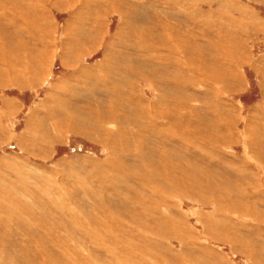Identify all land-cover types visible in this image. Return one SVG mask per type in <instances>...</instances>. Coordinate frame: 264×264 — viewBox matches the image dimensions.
Returning a JSON list of instances; mask_svg holds the SVG:
<instances>
[{
    "label": "rangeland",
    "instance_id": "obj_1",
    "mask_svg": "<svg viewBox=\"0 0 264 264\" xmlns=\"http://www.w3.org/2000/svg\"><path fill=\"white\" fill-rule=\"evenodd\" d=\"M83 22L84 26H82ZM209 23L214 26H210ZM28 30H31L32 34ZM113 37L116 39L113 40ZM263 40L264 0H0V44L6 48L4 50L1 48L0 57L3 61L5 59L9 66H11L10 61L17 62L16 66L22 71L23 79L10 81L11 79L5 78L6 84H0V169L2 170H0L2 174H0V191L2 190L0 192L2 200H0V252L3 251L0 262L2 264H54L55 261L56 264H264ZM8 42H13L12 44L15 45L12 48L14 51L17 50L18 59L11 58ZM107 47L111 48L107 49ZM224 56L229 59L226 60ZM220 60L225 64H222ZM113 66L117 73L115 72L112 76L108 74L107 68ZM32 67L39 69L29 73ZM35 72L38 74L36 75ZM32 75L36 76L34 81L31 80ZM167 76L168 79H165ZM82 79L84 83L81 82ZM31 81L33 84L30 86ZM74 86L80 90L93 86L99 98L91 95L88 97L89 94H87L88 99L85 103L75 102L72 100ZM108 92L110 94H107ZM63 93L65 95H59ZM53 95L65 101L70 98L69 100L74 103L72 107L78 105L76 108L80 111H83L86 105V107L90 105L95 108L98 103L105 101L104 103H107L105 113L101 114L106 115L110 123H103V119L99 118L97 121H100L101 125L97 126V129L101 133L84 136V131L87 129L85 120L72 119L73 124L69 121L70 118L67 119L68 113H75L73 110L62 112L63 116L61 113L58 117L54 115V120L48 116L52 114L49 109L45 112L46 115H40L37 110L41 109L42 104H55ZM110 100L114 102V105ZM123 102L128 103L126 106L133 111H130L131 114L128 115L126 110L116 114L114 109L112 110V108L116 109L117 104L123 108L122 106H125ZM184 107L185 110L187 109L186 112ZM84 111L87 112L89 109L86 108ZM36 114L38 115L35 116ZM119 114L123 118L118 116ZM134 118H137L138 122H134ZM201 118L204 119L201 120ZM29 120H31L30 123H28ZM32 120L35 122V127L42 126L35 138L29 137L27 132L31 128ZM77 121V125L82 127L75 126V130L74 125ZM158 121H161L163 125ZM117 123L122 124L123 135L109 133L106 128H119ZM147 124L149 127L146 126ZM166 126L169 127L168 129L171 128L170 131ZM72 128L74 131L71 130ZM45 129L43 133L41 130ZM58 130H63L67 134L61 138L58 136ZM124 137L127 139L125 140ZM102 143H105L104 146ZM28 144L31 146L29 147ZM106 144L108 147L105 146ZM111 146L112 149L115 147V150L120 147L118 151L123 153L120 152L121 154L116 156L110 155ZM109 161L110 163H107ZM19 170H21L20 173ZM25 174L29 175L25 176ZM3 191H5L4 194ZM17 197L20 199L17 200ZM37 203L45 208L42 209ZM22 206L26 213L30 214L32 210L36 217L34 213H31V216L26 214ZM121 211L122 214H120ZM18 213L21 217L24 216V219L19 218ZM59 222H61L60 225H58ZM65 222L66 224H62ZM52 226L58 228L54 229ZM28 229H31L30 232ZM57 230L60 232L58 233ZM29 233H32L30 238H28ZM152 235L158 237L154 238ZM68 240L73 245L69 244ZM83 244L84 246L81 247ZM62 247L66 251H63ZM39 249H42L43 254ZM20 252L23 254L26 252L27 255L25 253L24 256ZM65 252L69 253L67 257ZM72 253H74L73 256ZM80 256H83L82 259ZM51 260H54V263Z\"/></svg>",
    "mask_w": 264,
    "mask_h": 264
},
{
    "label": "bare ground",
    "instance_id": "obj_2",
    "mask_svg": "<svg viewBox=\"0 0 264 264\" xmlns=\"http://www.w3.org/2000/svg\"><path fill=\"white\" fill-rule=\"evenodd\" d=\"M17 1H21V0H17ZM71 1H73V0H71ZM102 1V0H101ZM107 1V0H106ZM117 1V0H116ZM120 1V0H119ZM104 2V1H103ZM114 2V1H113ZM58 3V2H57ZM71 3V2H70ZM77 3V2H76ZM95 3V2H94ZM108 3H109V1H108ZM145 3V2H144ZM62 4H63V2H62ZM93 5V4H92ZM113 5H114V3H113ZM115 6V5H114ZM28 7V6H27ZM59 7H60V5H59ZM120 7H122V6H120ZM133 7V6H132ZM30 8H32V7H30ZM155 8V7H154ZM70 9V8H69ZM119 9V8H118ZM123 9V8H122ZM236 9V8H235ZM62 10V9H61ZM92 10V9H91ZM94 10V9H93ZM126 11V10H125ZM245 12V11H244ZM158 13V12H157ZM91 14V13H90ZM249 14V13H248ZM77 16V15H76ZM79 16V15H78ZM82 16V15H81ZM159 16V15H158ZM234 16V15H233ZM232 16V17H233ZM85 17V16H84ZM220 17V16H219ZM230 17V16H229ZM100 18V17H99ZM126 18V17H125ZM225 18V17H224ZM29 19V18H28ZM96 19V18H95ZM134 20H135V18H133ZM140 19H142V18H140ZM139 19V20H140ZM148 19V18H147ZM146 19V20H147ZM176 19H178V18H176ZM227 19V18H226ZM234 19V18H233ZM137 20V19H136ZM179 20V19H178ZM221 20V19H220ZM250 20V19H249ZM30 21V20H29ZM31 21H35V20H31ZM91 21V20H90ZM100 22H101V20H99ZM133 21V20H132ZM152 21V20H151ZM222 21V20H221ZM224 22H225V20H223ZM240 21V20H239ZM253 21V20H252ZM71 22V21H70ZM76 22H77V20H76ZM82 22V21H81ZM92 22V21H91ZM95 22V21H94ZM228 22V21H227ZM241 22V21H240ZM250 22V21H249ZM130 23V22H129ZM186 23V22H185ZM79 24V23H78ZM210 24V23H209ZM228 24V23H227ZM100 25V24H99ZM213 25V24H212ZM211 24H210V26H212ZM72 26V25H71ZM82 26H84V22H83V25ZM102 26V25H101ZM143 26H144V24H143ZM187 26V25H186ZM214 26V25H213ZM247 26V25H246ZM218 27V26H217ZM221 27V26H220ZM67 28H69V27H67ZM75 29H76V27H74ZM84 28V27H83ZM98 28V27H97ZM236 28H238V27H236ZM49 29V28H48ZM74 29V30H75ZM87 29V28H86ZM253 29V28H252ZM26 30V29H25ZM82 30V29H81ZM88 30V29H87ZM214 30V29H213ZM222 30V29H221ZM238 30V29H237ZM242 30V29H241ZM261 30V29H260ZM18 31L20 32V29H18ZM70 31V30H69ZM84 31V30H83ZM145 31V30H144ZM243 31V30H242ZM250 31V30H249ZM28 32H30V34H32L31 33V30H28ZM39 33V32H38ZM149 33V32H148ZM223 33V32H222ZM70 34H72V33H70ZM91 34V33H90ZM97 35H99L98 33H96ZM96 34H95V36H96ZM100 34H102V33H100ZM172 34V33H171ZM218 34V33H217ZM220 34V33H219ZM226 34V33H225ZM229 34V33H228ZM228 34H226V35H228ZM236 34H237V32H236ZM252 34V33H251ZM75 35V34H74ZM86 35V34H85ZM118 35V34H117ZM156 35V34H155ZM223 35V34H222ZM67 36V35H66ZM77 36V35H76ZM157 36V35H156ZM231 36V35H230ZM233 36V35H232ZM81 37V36H80ZM85 38H86V36H84ZM89 37H91V36H89ZM94 37V36H93ZM44 38V37H43ZM76 38H78V36L76 37ZM115 37H113V40H115L114 39ZM81 39V38H80ZM95 39V38H94ZM157 39V38H156ZM192 39V38H191ZM71 40V39H70ZM86 40V39H85ZM96 40H97V38H96ZM17 41V40H16ZM19 41V40H18ZM22 41V40H21ZM74 41V40H73ZM246 41V40H245ZM264 41V40H263ZM51 42V41H50ZM75 42V41H74ZM78 42H79V40H78ZM84 42V41H83ZM92 42V41H91ZM122 42V41H121ZM157 42V41H156ZM13 42H8V47H9V53H10V55H11V58L13 59V60H16V59H18V54H17V50H13V48H12V46H15V45H13L12 44ZM70 43H72V42H70ZM86 43H87V41H86ZM99 43V42H98ZM112 43V42H111ZM155 43V42H154ZM160 43V42H159ZM217 43V42H216ZM230 43H232V42H230ZM14 44H16V43H14ZM76 44V43H75ZM78 44V43H77ZM76 44V45H77ZM186 44V43H185ZM198 44V43H197ZM227 44V43H226ZM245 44V43H244ZM17 45H18V42H17ZM16 45V46H17ZM79 45V44H78ZM82 45V44H81ZM80 45V46H81ZM90 45H92V43L90 44ZM94 45V44H93ZM110 45V44H109ZM119 45V44H118ZM155 45V44H154ZM187 45V44H186ZM239 45H241V44H239ZM246 45V44H245ZM21 46V45H20ZM67 45H65V47H66ZM74 46V45H73ZM84 46H86V45H84ZM88 46V45H87ZM86 46V47H87ZM121 46V45H120ZM126 46V45H125ZM130 46V45H129ZM134 46V45H133ZM149 46V45H148ZM196 46V45H195ZM202 46V45H201ZM95 47V46H94ZM131 47V46H130ZM140 47V46H139ZM188 47V46H187ZM198 47V46H197ZM204 47V46H203ZM221 47V46H220ZM245 47V46H244ZM1 48H3V50L4 49H6L5 48V46L3 47L1 44H0V51H1ZM64 48V47H63ZM88 48H90V47H88ZM111 48V47H110ZM110 48H108L107 47V49H110ZM113 48V47H112ZM116 48V47H115ZM122 48V47H121ZM183 48V47H182ZM185 48V47H184ZM81 49V48H80ZM125 49V48H124ZM141 49H143L142 47H141ZM148 49V48H147ZM147 49H145V50H147ZM151 49V48H150ZM189 49V48H188ZM79 50V49H78ZM90 50V49H89ZM122 50V49H121ZM136 50V49H135ZM187 50V49H186ZM198 50H199V48H198ZM207 50V49H206ZM68 51V50H67ZM132 51V50H131ZM133 51H134V49H133ZM192 51H194V50H192ZM201 51V50H200ZM199 51V52H200ZM229 51V50H228ZM80 52V51H79ZM107 52H108V50H107ZM110 52V51H109ZM115 52H116V50H115ZM139 52V51H138ZM149 52V51H148ZM150 52H153V51H150ZM196 52H198V51H196ZM203 52V51H202ZM208 52H209V50H208ZM207 52V53H208ZM238 52V51H237ZM1 53V52H0ZM22 53V52H21ZM64 53V52H63ZM120 53V52H119ZM127 53V52H126ZM136 53V52H135ZM189 53V52H188ZM194 53V52H193ZM193 53H191V54H193ZM206 53V54H207ZM221 53V52H220ZM65 54V53H64ZM84 54V53H83ZM143 54V53H142ZM145 54V53H144ZM180 54V53H179ZM187 54V53H186ZM198 54V53H197ZM200 54H201V52H200ZM204 54V53H203ZM203 54H202V56H203ZM222 54V53H221ZM18 55V56H17ZM28 55V54H27ZM26 55V56H27ZM119 55V54H118ZM117 55V56H118ZM123 55V54H122ZM131 55H133L132 53H131ZM135 55V54H134ZM146 55V54H145ZM148 55V54H147ZM189 56H190V54H188ZM194 55V54H193ZM196 55V54H195ZM194 55V56H195ZM82 56V55H81ZM120 56V55H119ZM124 56V55H123ZM126 56V55H125ZM150 56V55H149ZM182 56V55H181ZM200 56V55H199ZM202 56L200 57V58H202ZM209 56V55H208ZM216 56V55H215ZM228 56V55H227ZM121 57V56H120ZM148 57V56H147ZM206 57V56H205ZM210 57V56H209ZM225 57V56H224ZM223 57V58H224ZM233 57V56H232ZM38 58V57H37ZM41 58V57H40ZM105 58H106V55H105ZM135 58V57H134ZM137 58H139V57H137ZM136 58V59H137ZM184 58V57H183ZM187 58V57H186ZM191 58V57H190ZM189 58V59H190ZM194 58V57H193ZM197 58H199V57H197ZM214 58V57H213ZM226 58V57H225ZM228 58V57H227ZM227 58H226V60H227ZM28 59V58H27ZM108 59V58H107ZM118 59H119V57H118ZM128 59V58H127ZM159 59V58H158ZM229 59V58H228ZM121 60V59H120ZM123 60V59H122ZM150 60H152V59H150ZM156 60V59H155ZM162 60V59H161ZM185 60V59H184ZM193 59H191V61H192ZM209 60H210V58H209ZM224 60V59H223ZM225 60V61H226ZM230 60H231V58H230ZM30 61V60H29ZM116 61H118L117 59H116ZM135 61V60H134ZM137 61V60H136ZM138 61H140V60H138ZM202 61V60H201ZM213 61V60H212ZM211 61V62H212ZM221 62H222V60H220ZM232 61V60H231ZM252 61V60H251ZM264 61V60H263ZM27 62V61H26ZM32 62V61H31ZM31 62H28L29 64H31ZM34 63H35V61H33ZM32 62V63H33ZM73 62H75V61H73ZM100 62V61H99ZM98 62V63H99ZM104 62H106V61H104ZM103 62V63H104ZM124 62H126L125 60H124ZM148 62V61H147ZM146 62V63H147ZM150 62V61H149ZM157 62V61H156ZM164 62H165V60H164ZM168 62V61H167ZM206 62V61H205ZM211 62H210V65H211ZM218 62V61H217ZM216 62V63H217ZM234 62V61H233ZM246 62V61H245ZM254 62V61H253ZM17 63V62H16ZM16 63H13L12 61H10L9 62V64L11 65V66H9L8 64H7V61L4 59V61L1 59V57H0V84H2V83H5L6 82V79L5 78H7L8 80H10V81H15V80H23L22 78H21V74H22V71L21 70H19L18 69V66H16ZM127 63V62H126ZM142 63V62H141ZM187 63V62H186ZM235 63H236V61H235ZM28 64V65H29ZM110 64V63H109ZM124 64V63H123ZM155 64V63H154ZM214 64V63H213ZM222 64H225V63H223L222 62ZM258 64V63H257ZM70 65V64H69ZM153 65V64H152ZM192 65V64H191ZM193 65H195V64H193ZM201 65V64H200ZM220 65V64H219ZM236 65H237V63H236ZM263 65V64H262ZM30 66H32V65H30ZM37 66H38V64H37ZM72 66V65H71ZM127 66V65H126ZM133 66V65H132ZM163 66V65H162ZM183 66V65H182ZM215 66V65H214ZM233 66H235V64L233 65ZM258 66V65H257ZM256 66V67H257ZM181 67V66H180ZM184 67V66H183ZM217 67V66H216ZM219 67H221V66H219ZM261 67V66H260ZM85 68V67H84ZM118 68V67H117ZM165 68V67H164ZM195 68V67H194ZM203 68V67H202ZM212 68V67H211ZM227 68H229V67H227ZM258 68V67H257ZM263 68V67H262ZM31 69V71H28L29 73H33L36 69H39L38 67H36V68H30ZM48 69V68H47ZM91 69V68H90ZM89 69V70H90ZM119 69H120V67H119ZM127 69V68H126ZM231 69H233V68H231ZM259 69V68H258ZM28 70V69H27ZM104 70V69H103ZM107 70L109 71L108 72V74L109 75H114L115 74V72L117 73V71H116V69L114 68V66L113 67H109V68H107ZM125 70V69H124ZM128 70V69H127ZM130 70V69H129ZM33 71V72H32ZM80 71V70H79ZM90 71H92V69L90 70ZM214 71H215V69H214ZM213 71V72H214ZM218 71V70H217ZM255 71V70H254ZM218 72H220V71H218ZM233 72V71H232ZM257 72V71H256ZM264 72V71H263ZM40 73V72H39ZM93 73V72H92ZM128 73V72H127ZM35 74L37 75L38 74V72H35ZM82 75V74H81ZM131 75V74H130ZM204 75H206V74H204ZM235 75V74H234ZM75 76V75H74ZM103 76H105V74L103 75ZM138 76V75H137ZM210 76V75H209ZM238 76V75H237ZM260 76V75H259ZM27 77V76H26ZM30 77V76H29ZM36 77V76H35ZM33 75H32V77H31V80L32 81H34V78H35ZM83 77H84V75H83ZM141 77V76H140ZM221 77H223V76H221ZM21 78V79H20ZM79 78V77H78ZM135 78H136V76H135ZM211 78V77H210ZM264 78V77H263ZM73 79V78H72ZM81 79V78H80ZM101 79H102V77H101ZM111 79H112V77H111ZM115 79V78H114ZM134 79V78H133ZM136 79H139V78H136ZM165 79H168V76H167V78H165ZM217 79V78H216ZM40 80V79H39ZM69 80V79H68ZM83 80V79H82ZM145 80V79H144ZM234 80V79H233ZM25 81H27V83H29V81L28 80H26L25 79ZM32 81L30 82L31 84H30V86L33 84L32 83ZM74 81V80H73ZM78 81V80H77ZM91 81H94V80H91ZM135 82H136V80H134ZM149 81V80H148ZM168 81V80H167ZM166 81V82H167ZM218 81V80H217ZM261 81V80H260ZM19 82V81H18ZM63 82H65V81H63ZM69 82H71V81H69ZM82 83H84V80L83 81H81ZM90 82V81H89ZM88 82V83H89ZM114 82H115V80H114ZM121 82H122V80H121ZM128 82V81H127ZM127 82H126V84H127ZM141 82H142V80H141ZM145 82V81H144ZM165 82V83H166ZM215 82V81H214ZM237 82V81H236ZM244 82V81H243ZM246 82V81H245ZM80 83V82H79ZM96 83H98V81L96 82ZM123 83H125V82H123ZM240 83V82H239ZM238 83V84H239ZM6 84V83H5ZM133 84V83H132ZM168 84V83H167ZM243 84V83H242ZM22 85V84H21ZM65 85V84H64ZM68 85V84H67ZM123 85V84H122ZM138 85V84H137ZM241 85V84H240ZM245 85V84H244ZM262 85V84H261ZM85 86V85H84ZM127 86V85H126ZM139 86V85H138ZM138 86H136V87H138ZM210 86V85H209ZM86 87V86H85ZM91 87V86H90ZM88 87L87 86V89L85 88V89H77L75 86H74V88H73V92L74 93H72V94H74L73 95V98H72V100H74L75 102L76 101H78L79 103H82V102H84L85 103V100H87L88 99V97H90V95L91 96H93V97H95V98H99L98 96V92L96 91V89L93 87ZM132 87V86H131ZM141 87V86H140ZM139 87V88H140ZM190 87V86H189ZM194 87V86H193ZM198 87V86H197ZM200 87V86H199ZM204 87V86H203ZM133 88V87H132ZM135 88V87H134ZM195 88V87H194ZM101 89V88H100ZM128 89V88H127ZM190 89H192V88H190ZM189 89V90H190ZM125 90V89H124ZM139 90V89H138ZM188 90V89H187ZM199 90V89H198ZM71 91V90H70ZM54 92V91H53ZM124 92V91H123ZM175 92V91H174ZM181 92H182V90H181ZM204 92H206V91H204ZM64 93H66V92H64ZM59 94V95H65V94ZM133 93V92H132ZM138 93V92H137ZM184 93V92H183ZM186 93V92H185ZM188 93H190V92H188ZM56 94V93H55ZM71 94V95H72ZM87 94H89V96L87 97ZM107 94H110L109 92L107 93ZM211 94V93H210ZM97 95V96H96ZM77 96H79V98L77 97ZM113 96V95H112ZM143 96V95H142ZM191 96V95H190ZM57 97H59V96H57ZM57 97H55L54 95H53V101L55 102V104H49V105H47V104H42V106L40 107L41 109L40 110H37L38 111V113L40 114V115H46L45 114V112H47V109H49L51 112H52V114L51 115H48L51 119H53L54 120V117L55 116H59L60 114L59 113H61V115H62V112H70V110L72 111H75V113L74 112H72V113H68L67 115L69 116H67L68 118V120H69V118L71 119V120H69L71 123H73L74 124V121H76V118H82V119H84L85 121V123H86V125H85V128H87V129H85V131H84V136H91L92 134L93 135H99L100 133H99V131H98V129H97V126H99V125H101V122L100 121H97L99 118H102L103 119V123H106V124H109L110 123V121L107 119V116L105 117L104 115H102L101 113H105V104H107V103H96L97 104V107H93L92 108V106H90V105H88V107H86V106H84V110L86 109V108H88L89 109V111H87V112H85L84 110L82 111H80L78 108H76L77 106H75V107H72V105L74 104L73 103V101H71V100H69L70 98H68V101L66 100H63V99H57ZM61 97H63V96H61ZM67 97V96H66ZM70 97V96H69ZM102 97V96H101ZM137 97H138V95H137ZM217 97V96H216ZM55 98V99H54ZM65 98V97H64ZM84 98V99H83ZM111 98V97H110ZM120 99H122L121 97H119ZM191 99H192V97H190ZM197 98V97H196ZM219 98V97H218ZM220 98H221V96H220ZM66 99V98H65ZM102 99V98H101ZM104 99V98H103ZM107 99V98H106ZM199 99V98H198ZM96 100V99H95ZM112 100H114V99H112ZM116 100H117V98H116ZM193 100V99H192ZM194 100H196V99H194ZM204 100V99H203ZM202 100V101H203ZM100 101V100H99ZM177 101V100H176ZM175 101V102H176ZM187 101V100H186ZM201 101V100H200ZM100 102H102V101H100ZM110 102H111V100H110ZM196 102V101H195ZM50 103V102H49ZM69 103H72L71 105L69 104ZM112 103V102H111ZM114 103V102H113ZM112 103V104H113ZM132 102L130 101V104H131ZM157 103H159V102H157ZM216 103V102H215ZM229 103V102H228ZM15 104V103H14ZM77 104V103H76ZM92 104H93V102H92ZM194 104H196V103H194ZM223 104V103H222ZM94 105V104H93ZM114 105V104H113ZM123 105H125V106H122L123 108H120L119 107V104H117V106H116V109L115 108H112V110L114 109V112L116 113V114H118V113H120L121 111L122 112H124L125 110H126V112L128 113V115L129 114H131L130 113V111H132V110H130V108H129V106L127 107L126 105H128V103L127 102H123ZM160 105V104H159ZM184 105V104H183ZM226 105V104H225ZM229 105H230V103H229ZM257 105V104H256ZM262 105V104H261ZM14 106V105H13ZM13 106H12V108H13ZM60 106V107H59ZM111 106V105H110ZM156 106V105H155ZM190 106V105H189ZM224 106V105H223ZM255 106V105H254ZM140 107H142V106H140ZM209 107V106H208ZM230 107V106H229ZM9 108L11 109V104H9ZM201 108V107H200ZM214 108V107H213ZM235 108V107H234ZM37 109H39V108H37ZM99 109V110H98ZM146 109V108H145ZM193 109V108H192ZM192 109H191V111H192ZM205 109V108H204ZM210 109V108H209ZM253 109H255V108H253ZM151 110V109H150ZM183 110V109H182ZM187 110V109H186ZM186 110H185V107H184V111L186 112ZM210 110H212V109H210ZM36 111V112H37ZM140 111H142L143 112V110H140ZM146 111V110H145ZM155 111V107L153 108V112ZM163 111V110H162ZM172 111V110H171ZM189 111V110H188ZM260 111V110H259ZM133 112V111H132ZM147 112V111H146ZM157 112V111H156ZM222 112V111H221ZM137 113V112H136ZM145 113V112H144ZM183 113V112H182ZM181 113V114H182ZM208 113V112H207ZM213 113V112H212ZM232 113V112H231ZM83 114H87V115H83ZM114 114V113H113ZM121 114V113H120ZM118 115V116H121L122 118H123V116L122 115ZM157 114V113H156ZM174 114H176V113H174ZM180 114V113H179ZM189 114V113H188ZM191 114V113H190ZM200 114V113H199ZM204 114V113H203ZM206 114V113H205ZM214 114V113H213ZM255 114H256V112H255ZM33 115H34V113H33ZM38 114H36L35 116H37ZM55 115V116H54ZM60 115V116H61ZM140 115V114H139ZM142 116H143V114H141ZM166 115V114H165ZM186 116H187V114H185ZM193 115V114H192ZM191 115V116H192ZM223 115V114H222ZM257 115V114H256ZM48 116H46V117H48ZM63 116V115H62ZM127 116V115H126ZM137 116V115H136ZM136 116H134V117H136ZM159 116V115H158ZM171 116V115H170ZM172 116H174V115H172ZM211 116H212V114H211ZM218 116V115H217ZM111 117V116H110ZM109 117V118H110ZM140 117V116H139ZM147 117V116H146ZM149 117H152V115L150 116L149 115ZM194 117H195V115H194ZM201 117V116H200ZM219 117V116H218ZM217 117V118H218ZM233 117H234V115H233ZM261 117H262V115H261ZM260 117V118H261ZM131 118H133V117H131ZM170 118V117H169ZM182 118H183V116H182ZM192 118V117H191ZM236 118H238L237 117V115H236ZM74 121H73V120ZM125 119V118H124ZM148 119V118H147ZM190 119V118H189ZM194 119H196V118H194ZM199 119V118H198ZM204 118H201V120H203ZM207 119V118H206ZM209 119H210V116H209ZM232 119H234V118H232ZM256 119V118H255ZM123 120V119H122ZM126 120V119H125ZM149 120V119H148ZM171 120V119H170ZM174 120H176V119H174ZM197 120V119H196ZM200 120V119H199ZM226 120V119H225ZM230 120V119H229ZM250 120V119H249ZM262 120H264V117H262ZM49 121V120H48ZM129 121V120H128ZM133 121L134 122H138L137 121V118H134L133 119ZM147 121V120H146ZM153 121V118H152V120H151V122ZM173 121V120H172ZM172 121H171V123H172ZM209 121V120H208ZM232 121H234V120H232ZM31 122V120H29V122L28 123H30ZM61 122V121H60ZM90 122V124H88ZM161 122V121H160ZM159 121H158V123H160ZM176 122V121H175ZM175 122H173L174 124H176ZM199 122V121H198ZM211 122V121H210ZM224 122V121H223ZM260 122V121H259ZM261 122H263V121H261ZM42 123V122H41ZM55 123V122H54ZM59 123V122H58ZM144 123H145V121H144ZM156 123V122H155ZM157 123V124H158ZM181 123H182V121H181ZM191 123V122H190ZM60 124V123H59ZM78 124V121H77V123L74 125V128H75V130H76V127L75 126H79V125H77ZM129 124H130V122H129ZM152 124V123H151ZM150 124V125H151ZM161 124V123H160ZM159 124V125H160ZM173 124V125H174ZM184 124V123H183ZM183 124H181V125H183ZM186 124V123H185ZM198 124V123H197ZM200 125H201V123H199ZM198 124V125H199ZM220 124V123H219ZM225 124V123H224ZM248 124H251V123H248ZM28 125V124H27ZM31 125V124H30ZM62 125V124H61ZM117 125H119V128H115L114 127V129H111V128H109V127H106V128H108L107 130H108V132L109 133H117V134H120V135H123V129H122V124L121 123H117ZM132 125V124H131ZM136 124H134V126H135ZM161 125H163V124H161ZM187 125V124H186ZM189 125H191V124H189ZM247 125V124H246ZM252 125V124H251ZM261 125V124H260ZM50 126V125H49ZM56 126V125H55ZM59 126V125H58ZM70 126V125H69ZM102 126H104V125H102ZM128 126V125H127ZM138 126V125H137ZM147 127H149V125L147 124L146 125ZM171 125H169V127H170ZM188 126V125H187ZM195 126V125H194ZM203 127H204V124L202 125ZM216 126V125H215ZM220 126H221V124H220ZM226 126V125H225ZM225 126H223V127H225ZM229 126V125H228ZM249 126V125H248ZM79 127H82V126H79ZM117 127V126H116ZM131 127H133V125L131 126ZM167 127V126H166ZM169 127H167V129L169 128ZM193 127V126H192ZM217 127H219L218 125H217ZM230 127V126H229ZM42 128V126L41 125H38V126H36L35 127V122L32 120V125H31V128L27 131L28 132V136L29 137H34L35 138V136H37L38 134H39V130ZM113 128V127H112ZM183 128V127H182ZM220 128V127H219ZM226 128V127H225ZM58 129V128H57ZM64 129H66V127L64 128ZM68 129V128H67ZM144 129V128H143ZM171 129V128H170ZM170 129H168V131H170ZM193 129V128H192ZM263 129V128H262ZM71 130H73L74 131V129L72 128ZM128 130V129H127ZM133 130H134V128H133ZM136 130H137V128H136ZM141 130V129H140ZM185 130V129H184ZM187 130V129H186ZM194 130H196V129H194ZM200 130H201V128H200ZM230 130V129H229ZM43 133L46 131V129L45 130H41ZM59 131V137H61V136H63V135H66L67 133H64V131L63 130H58ZM165 131V130H164ZM191 131V130H190ZM214 131V130H213ZM254 131V130H253ZM33 132H35V133H33ZM57 132V131H56ZM63 132V133H62ZM69 132V131H68ZM130 132V131H129ZM138 132V131H137ZM141 132V131H140ZM172 132H173V130H172ZM176 132H177V130H176ZM255 132V131H254ZM31 133H33V134H31ZM248 133V132H247ZM136 134V133H135ZM142 134V133H141ZM148 134V133H147ZM217 134H218V132H217ZM255 134V133H254ZM129 135V134H128ZM143 135V134H142ZM149 135V134H148ZM49 136V135H48ZM47 136V137H48ZM112 136V135H111ZM209 136H211V135H209ZM257 136V135H256ZM65 137V136H64ZM107 137V136H106ZM150 137V136H149ZM195 137V136H194ZM208 137V136H207ZM259 137H261L260 135H259ZM258 137V138H259ZM43 138V137H42ZM41 138V139H42ZM61 138H63V137H61ZM132 138V137H131ZM136 137L134 136V139H135ZM148 138V137H147ZM152 138V137H151ZM33 139V138H32ZM45 139V138H44ZM55 138L53 137V140H54ZM102 139H104V138H102ZM123 139V138H122ZM124 139L126 140L127 138H125L124 137ZM145 139V138H144ZM253 139H254V137H253ZM264 139V138H263ZM27 140V139H26ZM43 140V139H42ZM47 140V139H46ZM141 140V139H140ZM200 140V139H199ZM28 141H30V140H28ZM27 141V142H28ZM33 141V140H32ZM45 141V140H44ZM49 141H50V139H49ZM56 141V140H55ZM106 141V140H105ZM137 141V140H136ZM143 141V140H142ZM153 141V140H152ZM52 142V141H51ZM93 142V141H92ZM102 142V141H101ZM107 142H108V140H107ZM183 142H184V140H183ZM264 142V141H263ZM24 142H22V144H23ZM29 143V142H28ZM33 143H35V141H33ZM39 143V142H38ZM95 143H97V142H95ZM147 143V142H146ZM198 143V142H197ZM45 144H47V143H45ZM105 144V143H104ZM104 144L102 143V145L104 146ZM108 144V143H107ZM107 144L105 145V146H107ZM201 144V143H200ZM203 144V143H202ZM29 145V144H28ZM27 145V146H28ZM39 145V144H38ZM41 145V144H40ZM139 145V144H138ZM205 145V144H204ZM250 145V144H249ZM31 145H29V147H30ZM43 146V145H42ZM132 146V145H131ZM146 146V145H145ZM263 146V145H262ZM28 147V148H29ZM35 147V146H34ZM108 147V146H107ZM128 147V146H127ZM138 147V146H137ZM180 147V146H179ZM257 147H258V144H257ZM22 148V147H21ZM24 148H25V146H24ZM35 148H37V147H35ZM43 148H44V146H43ZM118 149L120 148V147H117ZM122 148V147H121ZM197 148H199V147H197ZM196 148V149H197ZM201 148V147H200ZM246 148H248V146L246 147ZM252 148H253V146H252ZM39 149H40V146H39ZM47 149V148H46ZM111 149V150H110ZM116 148L114 147L113 149H112V146H111V148H109V150H110V152H111V154L110 155H112V156H116L117 154L119 155V153L121 152V151H118V149L117 150H115ZM133 149V148H132ZM141 149V148H140ZM151 149V148H150ZM255 149V148H254ZM128 150V149H127ZM147 150V149H146ZM199 150V149H198ZM203 150V149H202ZM26 151H27V149H26ZM36 151V150H35ZM107 151V150H106ZM135 151V150H134ZM143 151V150H142ZM256 151V150H255ZM32 152H33V150L31 151V154H32ZM37 152V151H36ZM43 152H45L44 150H43ZM133 152V151H132ZM140 152V151H139ZM149 152H151V151H149ZM35 153V152H34ZM41 153V152H40ZM121 153H123V152H121ZM120 153V154H121ZM134 153V152H133ZM210 153V152H209ZM261 153V152H260ZM141 154V153H140ZM152 155H153V153H151ZM156 152L154 153V155L156 156ZM207 153H205V155H206ZM255 154H257V152H255ZM254 154V155H255ZM259 154V153H258ZM42 155V154H41ZM109 155V156H110ZM125 155H127V154H125ZM159 155V154H158ZM180 155V154H179ZM211 154H209V156H210ZM36 156H37V154H36ZM43 156V155H42ZM111 156V157H112ZM139 156V155H138ZM150 156V155H149ZM124 157V156H123ZM113 158V157H112ZM125 158V157H124ZM150 158V157H149ZM154 158V157H153ZM158 158V157H157ZM161 158V157H160ZM179 158V157H178ZM233 158V157H232ZM235 158V157H234ZM248 158V157H247ZM254 158V157H253ZM259 157H257V159H258ZM110 159V158H109ZM108 159V160H109ZM114 159V158H113ZM115 159H116V157H115ZM119 159V158H118ZM174 159V158H173ZM111 160V159H110ZM150 160V159H149ZM162 160H164V159H162ZM172 160V159H171ZM175 160V159H174ZM236 160V159H235ZM260 160V159H259ZM112 161H114V160H112ZM213 161V160H212ZM238 161H240V160H238ZM249 161V160H248ZM256 161V160H255ZM18 162V161H17ZM156 162V161H155ZM168 162H170V161H168ZM178 162H180V161H178ZM246 162H247V160H246ZM19 163V162H18ZM107 163H110V161L109 162H107ZM115 163L117 164V162L115 161ZM3 164H7V163H3ZM154 164V163H153ZM152 164V165H153ZM156 164V163H155ZM217 164H219V163H217ZM220 164H222V163H220ZM263 164V163H262ZM2 165V164H1ZM12 165H14V164H12ZM12 165H10V166H12ZM117 165H119V164H117ZM150 165V164H149ZM181 165V164H180ZM179 165V166H180ZM245 165V164H244ZM24 166V165H23ZM22 166V167H23ZM157 166V165H156ZM160 166V165H159ZM176 166V165H175ZM15 167V166H14ZM17 167V166H16ZM172 167V166H171ZM228 167V166H227ZM8 168V167H7ZM11 168V167H10ZM13 168V167H12ZM115 168V167H114ZM154 168V167H153ZM161 168V167H160ZM177 168V167H176ZM236 168V167H235ZM100 169V168H99ZM144 169V168H143ZM147 169V168H146ZM157 169V168H156ZM237 169V168H236ZM1 170V169H0ZM9 170V169H8ZM12 170V169H11ZM24 170V169H23ZM133 170H135V169H133ZM176 170V169H175ZM185 170V169H184ZM219 170V169H218ZM2 171V170H1ZM4 171V170H3ZM13 171V170H12ZM20 171L21 170H19V173H20ZM65 171V170H64ZM101 171V170H100ZM145 171H147V170H145ZM151 171V170H150ZM159 171H161V170H159ZM172 171V170H171ZM237 171V170H236ZM47 172V171H46ZM92 172H93V170H92ZM132 172V171H131ZM136 172H138V171H136ZM176 172V171H175ZM175 172H173V173H175ZM183 172V171H182ZM188 172V171H187ZM190 172H192V171H190ZM218 172V171H217ZM238 172V171H237ZM236 172V173H237ZM14 173V172H13ZM22 173V172H21ZM26 173V172H25ZM28 173H29V171H28ZM32 173V172H31ZM139 173H141V172H139ZM186 173V172H185ZM239 173H241V172H239ZM243 173V172H242ZM1 174V173H0ZM3 174H5V172L3 173ZM18 174V173H17ZM136 174V173H135ZM151 174V173H150ZM159 174V173H158ZM172 174V173H171ZM177 174V173H176ZM254 174V173H253ZM2 175V174H1ZM8 175V174H7ZM29 175V174H28ZM28 175H26L25 174V176H28ZM34 175V174H33ZM141 175H142V173H141ZM144 175V174H143ZM157 175V174H156ZM166 175V174H165ZM175 175V174H174ZM183 175H184V173H183ZM187 175V174H186ZM10 176V175H9ZM15 176V175H14ZM21 176H23V175H21ZM152 176H153V174H152ZM172 176V175H171ZM177 176H178V174H177ZM218 176H219V174H218ZM3 177H6V176H4L3 175ZM16 177V176H15ZM75 177V176H74ZM163 177V176H162ZM161 177V178H162ZM173 177V176H172ZM182 177V176H181ZM189 177V176H188ZM190 177H192V176H190ZM205 177V176H204ZM206 177H207V175H206ZM221 177V176H220ZM184 178V177H183ZM247 178V177H246ZM7 179H8V176H7ZM159 179V178H158ZM157 179V180H158ZM165 179V178H164ZM167 179V178H166ZM165 179V180H166ZM178 179V178H177ZM256 179V178H255ZM10 180H11V178H10ZM9 180V181H10ZM211 180V179H210ZM216 180V179H215ZM6 181V180H5ZM8 181V182H9ZM21 181V180H20ZM33 181H35V180H33ZM42 181V180H41ZM40 181V182H41ZM145 181V180H144ZM154 181V180H153ZM163 181V180H162ZM190 181H191V179H190ZM4 182V181H3ZM7 182V181H6ZM146 182V181H145ZM200 182V181H199ZM213 182H214V180H213ZM218 182V181H217ZM2 183V182H1ZM11 183V182H10ZM14 183V182H13ZM16 183V182H15ZM22 183V182H21ZM36 183V182H35ZM141 183H142V181H141ZM156 183V182H155ZM162 183V182H161ZM171 183V182H170ZM211 183H212V181H211ZM7 184V183H6ZM39 184V183H38ZM43 184V183H42ZM147 184H148V182H147ZM150 184V183H149ZM158 184V183H157ZM187 184V183H186ZM198 184V183H197ZM210 184V183H209ZM2 185V184H1ZM17 185V184H16ZM24 185V184H23ZM22 185V186H23ZM27 185V184H26ZM41 185V184H40ZM159 185V184H158ZM165 185V184H164ZM175 185V184H174ZM214 185V184H213ZM3 186H5V185H3ZM25 186V185H24ZM31 186V185H30ZM34 186V185H33ZM36 186H37V184H36ZM35 186V187H36ZM143 186H145V185H143ZM149 186V185H148ZM154 186V185H153ZM180 186V185H179ZM189 186V185H188ZM17 187V186H16ZM28 187V186H27ZM40 187V186H39ZM62 187V186H61ZM145 187H147V186H145ZM155 187H157V186H155ZM1 188V187H0ZM4 188H6V187H4ZM11 188V187H10ZM14 188V187H13ZM12 188V189H13ZM18 188H20V187H18ZM42 188V187H41ZM40 188V189H41ZM46 188V187H45ZM63 188V187H62ZM151 188V187H150ZM160 188V187H159ZM162 188H164V187H162ZM192 188V187H191ZM7 189V188H6ZM15 189V188H14ZM32 189V188H31ZM34 189V188H33ZM47 189V188H46ZM138 189H140V188H138ZM193 189V188H192ZM204 189V188H203ZM254 189V188H253ZM16 190H17V188H16ZM45 190V189H44ZM137 190V189H136ZM145 190V189H144ZM147 190H149L148 188H147ZM150 190H152V189H150ZM196 190V189H195ZM198 190V189H197ZM2 191V190H1ZM0 191V192H1ZM19 191V190H18ZM17 191V192H18ZM26 191H27V189H26ZM38 191V190H37ZM40 191V190H39ZM41 191H43V190H41ZM40 191V192H41ZM48 191V190H47ZM117 191V190H116ZM120 191V190H119ZM146 191V190H145ZM199 191V190H198ZM4 192L5 191H3V194H4ZM20 192V191H19ZM34 192V191H33ZM53 192V191H52ZM58 193H59V191H57ZM147 192V191H146ZM219 192V191H218ZM217 192V193H218ZM251 192V191H250ZM250 192H248V193H250ZM7 194H8V191L6 192ZM22 193H23V191H22ZM27 193V192H26ZM66 193H67V191H66ZM65 193V194H66ZM118 193V192H117ZM150 193V192H149ZM157 193V192H156ZM162 193V192H161ZM166 193V192H165ZM252 193V192H251ZM2 194V193H1ZM6 194V196H8ZM17 194V193H16ZM28 194V193H27ZM27 194H26V196H27ZM30 195H32V193H29ZM36 194V193H35ZM41 194H43V193H41ZM120 194V193H119ZM142 194V193H141ZM152 194V193H151ZM150 194V195H151ZM169 194V193H168ZM257 194V193H256ZM19 195H20V193H19ZM37 195V194H36ZM35 195V196H36ZM56 195H57V193H56ZM67 195H68V193H67ZM149 195V194H148ZM1 196V195H0ZM23 196V195H22ZM59 196V195H58ZM117 196V195H116ZM208 196V195H207ZM253 196H255V194L253 195ZM259 196V195H258ZM5 197V196H4ZM8 197H10V196H8ZM7 197V198H8ZM24 197H25V195H24ZM27 197H30V196H27ZM34 197V196H33ZM37 197V196H36ZM35 197V198H36ZM43 197V196H42ZM41 197V198H42ZM60 197V196H59ZM59 197H57V198H59ZM84 197V196H83ZM242 197V196H241ZM240 197V198H241ZM248 197V196H247ZM18 198L19 197H17V200H18ZM23 198V197H22ZM26 198V197H25ZM31 198V197H30ZM30 198H29V200H30ZM40 198V199H41ZM64 198V197H63ZM86 199H87V197H85ZM105 198V197H104ZM122 198V197H121ZM209 198H210V196H209ZM4 199V198H3ZM15 199H16V197H15ZM20 199V198H19ZM34 199V198H33ZM33 199H31V200H33ZM37 199V198H36ZM43 199H46V198H43ZM79 199V198H78ZM117 199V198H116ZM182 199V198H181ZM1 200V199H0ZM13 200V199H12ZM69 200V199H68ZM91 200V199H90ZM94 200V199H93ZM119 200V199H118ZM117 200V201H118ZM140 200V199H139ZM144 200V199H143ZM146 200H148V199H146ZM145 200V201H146ZM159 200H160V198H159ZM162 200V199H161ZM168 200V199H167ZM176 200V199H175ZM251 200H252V198H251ZM2 201V200H1ZM4 201V200H3ZM46 201V200H45ZM73 201V200H72ZM74 201H76V200H74ZM83 201H85V200H83ZM123 201V200H122ZM121 201V202H122ZM151 201V200H150ZM170 201H172V200H170ZM246 201V200H245ZM8 202V201H7ZM15 203H16V200L14 201ZM22 202H23V199H22V201H21V205H22ZM48 202V201H47ZM95 202H96V200H95ZM152 202V201H151ZM174 202V201H173ZM5 203V202H4ZM8 203H10V202H8ZM18 203V202H17ZM16 203V204H17ZM45 203V202H44ZM68 204H69V202H67ZM77 203H79L78 201H77ZM87 203V202H86ZM118 203V202H117ZM135 203V202H134ZM143 203H145V202H143ZM152 203H155V202H152ZM182 203V202H181ZM6 204V203H5ZM20 204V203H19ZM38 204V203H37ZM72 204H74V203H72ZM80 204V203H79ZM98 204V203H97ZM138 204V203H137ZM141 204V203H140ZM8 205H10V204H8ZM21 205H20V207H21ZM24 205V204H23ZM39 205V204H38ZM38 205H37V207H38ZM41 205H42V202H41ZM50 205V204H49ZM54 205V204H53ZM124 205V204H123ZM133 205V204H132ZM142 205V204H141ZM154 205V204H153ZM178 205V204H177ZM3 206H4V204H3ZM7 206V205H6ZM11 206H12V204H11ZM14 206H15V204H14ZM40 206V205H39ZM44 206V205H43ZM46 206V205H45ZM62 206V205H61ZM69 206H70V204H69ZM68 206V207H69ZM73 206V205H72ZM76 206V205H75ZM74 206V207H75ZM104 206V205H103ZM148 206H150V205H148ZM160 206V205H159ZM0 207H1V205H0ZM5 207V206H4ZM9 207V206H8ZM13 207V206H12ZM23 207V206H22ZM28 207V206H27ZM41 207V206H40ZM40 207H38V208H40ZM64 207H65V204H64ZM64 207H62V208H64ZM74 207H72V208H74ZM97 207V206H96ZM108 207V206H107ZM119 207V206H118ZM122 207H124V206H122ZM128 207V206H127ZM134 207V206H133ZM136 207H138V206H136ZM141 207V206H140ZM161 207V206H160ZM164 207V206H163ZM177 207V206H176ZM6 208V207H5ZM11 207H9V209H10ZM14 208V207H13ZM31 208V207H30ZM29 208V209H30ZM42 209H44L43 207H41ZM85 208V207H84ZM126 208V207H125ZM129 208V207H128ZM131 208V207H130ZM150 208H152L151 206H150ZM162 208V207H161ZM168 208V207H167ZM2 209V208H1ZM4 209V208H3ZM7 209V208H6ZM41 209V210H42ZM74 209H76V208H74ZM106 209V208H105ZM110 209V208H109ZM132 209V208H131ZM138 209V208H137ZM149 209V208H148ZM172 209V208H171ZM11 210H12V208H11ZM18 210H20V209H18ZM25 210L27 211V208H26V206H25ZM35 210H36V208H35ZM40 210V211H41ZM46 210V209H45ZM49 210V209H48ZM62 210V209H61ZM96 210V209H95ZM106 210H108V209H106ZM115 210V209H114ZM129 210V209H128ZM160 210V209H159ZM159 210H157V211H159ZM176 210V209H175ZM22 211V210H21ZM23 211H24V207H23ZM74 211V210H73ZM77 211V210H76ZM75 211V212H76ZM86 211V210H85ZM98 211V210H97ZM104 211V210H103ZM118 211V210H117ZM171 211V210H170ZM20 212V211H19ZM25 212V211H24ZM24 212H22L23 214H25ZM38 212V211H37ZM42 212V211H41ZM53 212H54V210H53ZM61 212V211H60ZM63 212H66V211H63ZM69 212V211H68ZM115 212V211H114ZM178 212V211H177ZM12 213V212H11ZM17 213V212H16ZM21 213V214H22ZM32 213V210H31V212H30V214ZM34 213V212H33ZM32 213V214H33ZM43 213H44V211H43ZM56 213V212H55ZM90 213V212H89ZM103 213V212H102ZM116 213V212H115ZM130 213H131V211H130ZM134 213V212H133ZM153 213H154V211H153ZM152 213V214H153ZM156 213V212H155ZM158 213V212H157ZM162 213V212H161ZM168 213V212H167ZM19 214V213H18ZM26 214H28V213H26ZM25 214V215H26ZM30 214H28L29 216H31ZM62 214V213H61ZM71 214V213H70ZM100 214V213H99ZM106 214V213H105ZM108 214V213H107ZM120 214H122V211L120 212ZM142 214V213H141ZM174 214V213H173ZM7 215H9V214H7ZM13 215V214H12ZM20 215V214H19ZM18 215V216H19ZM36 215H37V213H36ZM50 215V214H49ZM53 215V214H52ZM59 215V214H58ZM72 216H73V214H71ZM103 215V214H102ZM147 215H148V213H147ZM166 215V214H165ZM34 216H35V213H34ZM34 216H32V218L34 217ZM41 216V215H40ZM47 216V215H46ZM70 216V215H69ZM119 216H121V215H119ZM141 216V215H140ZM152 216V215H151ZM155 216V215H154ZM158 216V215H157ZM160 216V215H159ZM161 216H163V215H161ZM171 216V215H170ZM12 218H13V216H11ZM14 217H16V216H14ZM24 217V216H23ZM23 217H21V215H20V217L19 218H23ZM26 217H27V215H26ZM36 217V216H35ZM60 217V216H59ZM71 217V216H70ZM102 217V216H101ZM110 217V216H109ZM113 217V216H112ZM149 217V216H148ZM147 217V218H148ZM164 217V216H163ZM8 218V217H7ZM29 218V217H28ZM62 218V217H61ZM66 218V217H65ZM106 218V217H105ZM114 218V217H113ZM129 218V217H128ZM138 218V217H137ZM142 218V217H141ZM162 218V217H161ZM167 219H168V217H166ZM175 218V217H174ZM16 219H17V217H16ZM24 219V218H23ZM34 219V218H33ZM39 219H40V217H39ZM44 219V218H43ZM50 219V218H49ZM60 219V218H59ZM63 220H64V218H62ZM151 219V218H150ZM12 220V219H11ZM10 220V221H11ZM42 220V219H41ZM55 220V219H54ZM76 220V219H75ZM124 220V219H123ZM129 220V219H128ZM136 220V219H135ZM142 220V219H141ZM152 220V219H151ZM150 220V221H151ZM176 220V219H175ZM17 221V220H16ZM20 221V220H19ZM23 221V220H22ZM22 221H20V222H22ZM34 222H35V220H33ZM39 221V220H38ZM46 221V220H45ZM49 222H50V220H48ZM60 221V220H59ZM69 221V220H68ZM89 221V220H88ZM96 221H98L97 219H96ZM101 221V220H100ZM137 221V220H136ZM149 221V220H148ZM183 221V220H182ZM13 222V221H12ZM32 222V221H31ZM48 222V223H49ZM67 222V221H66ZM66 222L65 223H62V224H66ZM118 222V221H117ZM120 222V221H119ZM124 222V221H123ZM130 222V221H129ZM142 222H143V220H142ZM177 222V221H176ZM1 223H2V221H1ZM5 224H6V222H4ZM17 223V222H16ZM15 223V224H16ZM29 223V222H28ZM56 222H54V224H55ZM60 223L61 222H59V224L58 225H60ZM69 223V222H68ZM79 223V222H78ZM97 223V222H96ZM101 223V222H100ZM107 223V222H106ZM121 223V222H120ZM133 223V222H132ZM140 223V222H139ZM151 223V222H150ZM154 223V222H153ZM186 223V222H185ZM12 224V223H11ZM14 224V223H13ZM18 224V223H17ZM31 224V223H30ZM34 223H32V225H33ZM36 224H37V221H36ZM46 223H44V225H45ZM90 224H92V223H90ZM123 224V223H122ZM121 224V225H122ZM130 224V223H129ZM135 224V223H134ZM143 224V223H142ZM146 224V223H145ZM148 224H149V222H148ZM147 224V225H148ZM179 224H181L180 222H179ZM9 225V224H8ZM20 225V224H19ZM40 224H38V226H39ZM50 225H51V223H50ZM49 225V226H50ZM57 225V224H56ZM98 225V224H97ZM103 225V224H102ZM132 225V224H131ZM163 225H164V222H163ZM173 225H175L174 223H173ZM12 226V225H11ZM15 226V225H14ZM28 227H29V225H27ZM26 226V227H27ZM31 226V225H30ZM63 226V225H62ZM66 226V225H65ZM92 226V225H91ZM104 226V225H103ZM112 226V225H111ZM110 226V227H111ZM117 226V225H116ZM188 226V225H187ZM33 227H35V225L34 226H32V229H33ZM53 227V226H52ZM140 227V226H139ZM40 228V227H39ZM45 228V227H44ZM54 229L55 228H58V227H53ZM82 228H83V226H82ZM90 228V227H89ZM96 228V227H95ZM103 228V227H102ZM154 228V227H153ZM177 228V227H176ZM179 228H181L180 226H179ZM49 229V228H48ZM62 229V228H61ZM71 228L69 227V230H70ZM105 229V228H104ZM117 229V228H116ZM119 229V228H118ZM117 229V230H118ZM123 229V228H122ZM126 229V228H125ZM131 229H133V228H131ZM182 229H183V227H182ZM187 229V228H186ZM185 229V230H186ZM191 229V228H190ZM31 230V229H30ZM30 230L28 229V231L30 232ZM42 230H43V227H42ZM47 230V229H46ZM85 230H86V228H85ZM110 230V229H109ZM119 230H121V229H119ZM174 230H176V229H174ZM188 230V229H187ZM33 231V230H32ZM35 231V230H34ZM40 231V230H39ZM49 231H51V230H49ZM62 231H64V230H62ZM158 231V230H157ZM157 231H156V233H157ZM23 232V231H22ZM42 232V231H41ZM57 232L59 233L60 231H58L57 230ZM95 232V231H94ZM107 232V231H106ZM154 232H155V230H154ZM177 232V231H176ZM183 232V231H182ZM182 232L181 233H179L180 235L182 234ZM187 232V231H186ZM34 233V232H33ZM39 233V232H38ZM50 233V232H49ZM49 233H47V235L49 234ZM57 233V234H58ZM89 233V232H88ZM102 233V232H101ZM25 234V233H24ZM30 235H29V237L28 238H30V236L32 237V233H29ZM35 234H36V232H35ZM63 234H64V232H63ZM93 234V233H92ZM158 234V233H157ZM160 234V233H159ZM185 234H187V233H185ZM12 235V234H11ZM37 235V234H36ZM40 235H42V233L40 234ZM52 235V234H51ZM96 235V234H95ZM99 235V234H98ZM98 235H97V237H98ZM116 235V234H115ZM162 235V234H161ZM22 236V235H21ZM48 236H50V234L48 235ZM64 236H65V234H64ZM70 236H71V234H70ZM69 236V237H70ZM75 236V235H74ZM77 236V235H76ZM102 236V235H101ZM154 238H157L158 236L157 235H152ZM18 237V236H17ZM25 237H26V235H25ZM85 237V236H84ZM122 237H124V236H122ZM187 237H189V236H187ZM187 237H186V239H187ZM27 238V241L29 240ZM36 238V237H35ZM38 238V237H37ZM41 238V237H40ZM49 238H51V237H49ZM48 238V239H49ZM66 238V237H65ZM90 238H91V236H90ZM99 238V237H98ZM108 238H109V236H108ZM154 238H152V239H154ZM23 239V238H22ZM63 239V238H62ZM67 239V238H66ZM73 239V238H72ZM80 239V238H79ZM82 239V238H81ZM85 239H86V237H85ZM104 239H106L105 238V235H104ZM151 239V240H152ZM43 240V239H42ZM47 240V239H46ZM65 240V239H64ZM83 240H84V238H83ZM96 240V239H95ZM168 240V239H167ZM189 240V239H188ZM21 241H23V240H21ZM34 241V240H33ZM38 241V240H37ZM44 241V240H43ZM43 241H40V242H42L43 243ZM61 241V240H60ZM69 241V240H68ZM75 241V240H74ZM73 241V242H74ZM81 241V240H80ZM87 241V240H86ZM98 241H99V239H98ZM20 242V241H19ZM51 242V241H50ZM63 242V241H62ZM26 243V242H25ZM80 244H81V242H79ZM89 243V242H88ZM97 243V242H96ZM24 244V243H23ZM31 244H33V243H31ZM47 244H49V243H47ZM56 244V243H55ZM55 244H54V246H55ZM58 244V243H57ZM62 244V243H61ZM69 244H72V243H70V241H69ZM85 244V243H84ZM84 244L83 245H81V247H83L84 246ZM28 245H29V243H28ZM36 245V244H35ZM40 245V244H39ZM65 245V244H64ZM73 245V244H72ZM77 245V244H76ZM86 245H87V243H86ZM90 245V244H89ZM98 245V244H97ZM182 245V244H181ZM183 245H185V243L183 244ZM33 246V245H32ZM79 246V245H78ZM95 246V245H94ZM102 246V245H101ZM110 246V245H109ZM159 246V248H160V244L158 245ZM4 247V246H3ZM27 247V246H26ZM81 247H79L80 249H81ZM97 247H100V246H97ZM15 248V247H14ZM29 249H30V247H28ZM33 248V247H32ZM32 248H31V250H32ZM158 248V249H159ZM29 249H28V251H29ZM62 249H63V251L65 250L63 247H62ZM184 249V248H183ZM2 250V249H1ZM15 250V249H14ZM40 250V249H39ZM42 250V249H41ZM40 250V251H41ZM82 250V249H81ZM7 251V254H8V250H6ZM16 251V250H15ZM45 251H47V250H45ZM49 251V250H48ZM47 251V252H48ZM66 251V250H65ZM76 251V250H75ZM74 251V252H75ZM80 251V250H79ZM86 251V250H85ZM101 251V250H100ZM1 252H3V251H1ZM1 252H0V255H1ZM38 252V251H37ZM36 252V253H37ZM55 252V251H54ZM57 252V251H56ZM78 252V251H77ZM18 252H16V254H17ZM21 253V252H20ZM26 253V252H25ZM25 253L23 254V253H21V254H23L24 256H25ZM41 253H42V251H41ZM51 253H52V250H51ZM61 253V252H60ZM66 253V252H65ZM64 253V254H65ZM68 253V252H67ZM67 253H66V257H67ZM84 253H86V252H84ZM89 253V252H88ZM253 253V252H252ZM28 254H30V253H28ZM32 254V253H31ZM43 254V253H42ZM69 254V253H68ZM70 254H71V252H70ZM5 255V254H4ZM11 255V254H10ZM26 255H27V253H26ZM34 255V254H33ZM57 255V254H56ZM60 255V254H59ZM74 255V253H72V256ZM89 255V254H88ZM119 255V254H118ZM255 255V254H254ZM1 256H3V254L1 255ZM19 256V255H18ZM53 256V255H52ZM64 256V255H63ZM31 257V256H30ZM30 257H29V259H30ZM43 257V256H42ZM41 257V258H42ZM44 257H46V255L44 256ZM65 257V258H66ZM81 257V256H80ZM83 257V256H82ZM82 257H81V259H82ZM88 257V256H87ZM7 259H9L8 257H6ZM6 258H4V260L6 259ZM32 258V257H31ZM48 258V257H47ZM61 258H62V256H61ZM72 259H73V257H71ZM70 258V259H71ZM78 258V257H77ZM24 259H26V258H24ZM28 259V258H27ZM36 259V258H35ZM37 259H38V257H37ZM58 259V258H57ZM257 259H258V257H257ZM3 260V261H4ZM10 260V259H9ZM55 260V259H54ZM54 260L52 261L53 263H54ZM61 260V259H60ZM63 260H64V258H63ZM69 260V259H68ZM2 261V262H3ZM11 261V260H10ZM15 261V260H14ZM29 261H31V260H29ZM43 261V260H42ZM47 261H49V260H47ZM66 261V260H65ZM74 261V260H73ZM84 261V260H83ZM35 262V261H34ZM61 262V261H60ZM67 262V261H66ZM1 263V262H0ZM4 263H6V260L4 261ZM9 263V262H8ZM25 263V262H24ZM63 263V262H62ZM68 263V262H67ZM90 263V262H89ZM260 263V262H259ZM2 264V263H1ZM10 264V263H9ZM15 264V263H14ZM23 264V263H22ZM48 264V263H47ZM54 264H56V261H55V263ZM58 264V263H57ZM61 264V263H60ZM74 264V263H73ZM84 264V263H83ZM88 264V263H87ZM257 264V263H256Z\"/></svg>",
    "mask_w": 264,
    "mask_h": 264
}]
</instances>
